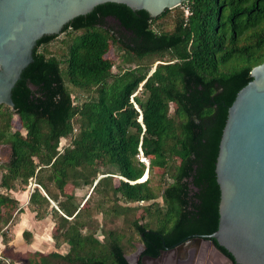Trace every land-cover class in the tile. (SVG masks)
<instances>
[{
    "label": "trees",
    "instance_id": "trees-1",
    "mask_svg": "<svg viewBox=\"0 0 264 264\" xmlns=\"http://www.w3.org/2000/svg\"><path fill=\"white\" fill-rule=\"evenodd\" d=\"M173 11V29L164 30L158 22ZM58 40L60 51L51 53ZM113 47L131 68L113 73L106 58ZM151 57L160 62L150 73L141 62ZM262 63L264 0H187L156 18L105 3L61 34L44 36L13 89L14 109L0 105V144L12 151L1 167L0 229L24 213L17 196L34 182L43 191L30 193L28 209L38 221L52 217L56 247L70 246L67 254L42 255L34 264H128L116 229L103 230L102 241L92 230L95 214L120 216V202L149 203L154 224L132 221L143 255L157 258L213 234L221 197L216 162L228 111ZM14 117L20 126H13ZM155 169L164 171L157 185ZM68 185L90 187L89 198L81 203L65 192ZM93 193L99 200L91 207ZM23 236L31 241L29 231Z\"/></svg>",
    "mask_w": 264,
    "mask_h": 264
},
{
    "label": "water",
    "instance_id": "water-1",
    "mask_svg": "<svg viewBox=\"0 0 264 264\" xmlns=\"http://www.w3.org/2000/svg\"><path fill=\"white\" fill-rule=\"evenodd\" d=\"M186 1L0 0V105L14 109L13 89L33 62L38 41L44 36L61 34L75 18L86 16L105 3L124 4L156 18ZM251 77L229 108L220 142L216 162L221 191L217 231L194 236L162 251L157 258L143 255L145 246L141 247L126 256L128 264H146V260H161L169 254L172 264H195L198 255L202 258L197 264H207L205 259L209 262L216 257L228 264H264V63L252 69ZM146 175L148 173L137 183L144 182ZM214 241L230 253L233 260L220 251Z\"/></svg>",
    "mask_w": 264,
    "mask_h": 264
},
{
    "label": "rangeland",
    "instance_id": "rangeland-1",
    "mask_svg": "<svg viewBox=\"0 0 264 264\" xmlns=\"http://www.w3.org/2000/svg\"><path fill=\"white\" fill-rule=\"evenodd\" d=\"M182 11H184L186 13L187 8L186 7H182L181 8ZM175 11H173L171 13L170 16L165 17L164 19L160 20L158 22L159 25L162 26V28L164 30L170 31L173 29V25H174V17H175ZM64 37V36H63ZM60 47H62V45L60 44L59 40L53 42V44L50 46L49 51L51 53H56L60 51ZM124 52L117 49L116 47H113L110 52L106 55L107 59H110L113 61V73H118L120 67L121 68H126L129 69L132 66L129 63H124L122 61ZM155 58L151 57V58H147L146 60L141 62V65H149L151 66L150 69V73L151 71H153V69H155V66L157 63H159L160 61H156L155 62ZM134 65V64H133ZM141 86L138 88V91H140ZM13 126L18 127L20 126L19 123V119L17 117H14L13 119ZM77 128V126H75ZM77 130H75V134ZM22 134L25 135V130L22 129ZM71 143V140H62V144H64L66 146H69ZM8 146H1L0 145V159L7 160V158L9 157V149L7 148ZM149 163L146 162V164ZM148 165V164H147ZM155 174H156V178L153 181V185H157L160 181L159 176L162 175V173L164 172L161 169H155ZM2 176V172L0 171V178ZM1 183V181H0ZM32 184H34V182H32ZM31 185V184H30ZM29 185V186H30ZM27 187L24 191H20L23 194H12L14 197H19L20 199V206L23 207L22 205H27L28 201H29V196H30V192L29 189L30 187ZM91 188L90 187H81L80 189H76L74 188V186L72 185H68L65 188V192L67 194H71L72 192H74L77 196H78V200L81 203H84L90 196L91 193ZM18 192V193H20ZM99 200L98 194L93 193L92 197L89 201V205L91 207L94 206V204ZM158 203L162 206V200L159 199ZM121 207L119 206V210H120V216H115V215H111V216H103L101 214H95L94 218L96 221V224L93 225V231H96V236L97 238H99L101 241L104 239V235H103V230H111V229H116L121 237H122V241L124 244V247L126 249V253L127 256H131L134 253H136L139 248L144 247V244L140 238V236L134 231L133 227H132V221H134L135 219H140V223L141 224H146V223H152L154 224V219H152L151 215L152 214H148L146 211V208L149 207V203H141V204H125L124 202H120ZM127 207H131V210H128L129 208ZM156 210V207L153 206L151 211L152 213ZM21 214L16 215L13 220L7 225L4 226L0 229V233H1V237H0V250L3 252L2 255L7 258L10 259L12 264H14V259H15V255L16 253L14 252V248L12 245H10V243L8 244L9 240L12 241L14 240L15 236L14 234L10 231L12 225L17 221V219L19 218ZM47 221L48 225H50V228H53L55 226V223L52 220L51 216H48L46 219H44ZM7 227V229L3 232V229H5ZM52 231V235L56 233L55 229H51ZM25 242H27V240L25 239ZM62 243V241H60V244ZM2 244L5 245V248H2ZM62 246L64 244H61ZM60 245L59 250L60 251H65L64 249L66 248V246H64L65 248L62 249V246ZM211 251V248L208 251V255L209 252ZM164 257H170V260L172 261V255L169 254L167 256ZM208 257V256H207ZM146 264H162V261L157 260H146L145 261ZM201 263V262H200ZM195 264H197V260L195 262Z\"/></svg>",
    "mask_w": 264,
    "mask_h": 264
},
{
    "label": "crops",
    "instance_id": "crops-1",
    "mask_svg": "<svg viewBox=\"0 0 264 264\" xmlns=\"http://www.w3.org/2000/svg\"><path fill=\"white\" fill-rule=\"evenodd\" d=\"M27 205H22L24 213L19 216L10 230L15 236L14 240L10 242L16 253L14 264H34L40 261L42 255L54 252L67 254L70 246L68 244L61 245L62 249L65 248L64 246L66 248L64 252L60 251L53 239L51 229L54 227L50 228L46 220H36L35 214L28 209ZM25 231L32 234L30 242H25L23 236ZM2 248H5V245L2 244Z\"/></svg>",
    "mask_w": 264,
    "mask_h": 264
},
{
    "label": "flooded vegetation",
    "instance_id": "flooded-vegetation-1",
    "mask_svg": "<svg viewBox=\"0 0 264 264\" xmlns=\"http://www.w3.org/2000/svg\"><path fill=\"white\" fill-rule=\"evenodd\" d=\"M1 145V144H0ZM1 146H8L7 148L9 149L10 153H9V157L7 158V160H4L2 161L3 159H0V171H1V167L2 166H5L7 163L10 162V158H11V154H12V151H11V148L9 145H1ZM2 177V176H1ZM2 179V178H1ZM1 184V183H0ZM210 253V252H209ZM212 256L214 257L215 255L212 253ZM200 257V258H199ZM202 258V256H199L198 255V259H197V263H200V259ZM205 263L207 264H228V262H221L217 257L214 258V260H209V262L206 261L205 259ZM162 264H172L171 260H170V257L169 259L167 260H163L162 261Z\"/></svg>",
    "mask_w": 264,
    "mask_h": 264
},
{
    "label": "built area",
    "instance_id": "built-area-1",
    "mask_svg": "<svg viewBox=\"0 0 264 264\" xmlns=\"http://www.w3.org/2000/svg\"><path fill=\"white\" fill-rule=\"evenodd\" d=\"M141 160L144 161L145 163L148 162V161L143 157V155H141ZM147 164H148V163H147ZM33 185H34V188H33L32 190H34L35 188H38V189H40L41 191H43V189H42V187H41L40 185H38V184H36V183H34ZM36 185H37L38 187H35ZM6 229H7V227H6L5 229H3V232H4ZM0 237H1V233H0ZM0 260H1L2 262H4L5 264H12L11 260L5 258V257L2 255L1 252H0Z\"/></svg>",
    "mask_w": 264,
    "mask_h": 264
},
{
    "label": "bare ground",
    "instance_id": "bare-ground-1",
    "mask_svg": "<svg viewBox=\"0 0 264 264\" xmlns=\"http://www.w3.org/2000/svg\"><path fill=\"white\" fill-rule=\"evenodd\" d=\"M34 188V185L30 187V193L32 192V189ZM213 253V252H212ZM214 254V253H213ZM169 257H163L160 261L167 260Z\"/></svg>",
    "mask_w": 264,
    "mask_h": 264
}]
</instances>
